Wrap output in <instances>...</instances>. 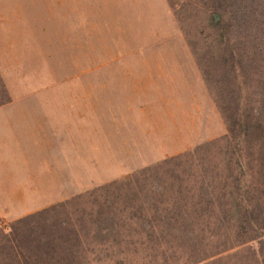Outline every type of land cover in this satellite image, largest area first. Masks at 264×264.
<instances>
[{"label":"rangeland","instance_id":"rangeland-1","mask_svg":"<svg viewBox=\"0 0 264 264\" xmlns=\"http://www.w3.org/2000/svg\"><path fill=\"white\" fill-rule=\"evenodd\" d=\"M55 6L54 0H0V13L10 16L0 18V106L12 98L22 102L24 93L53 90L68 102L76 100L80 111L93 113L95 146L105 150L103 165L95 168L108 169L111 179L47 207L53 209L47 224L80 231L77 250L88 264H188L190 244L210 250L219 243L230 247L246 241L251 234L246 225L244 231L238 228L235 211L228 213L231 220H223L218 209L222 196L233 190L229 150L237 142L229 129L237 96L234 75L223 64L227 47L209 28V0L81 2L77 14L59 12L57 33L68 43L57 55ZM83 16L93 42L87 54L74 44ZM86 43L80 42L82 47ZM19 46L36 51L35 57L13 60L8 51ZM245 53L244 76L237 71L238 83L248 84L241 88L242 110L254 107L264 94V51L253 67ZM70 60L90 66H73ZM118 118L124 121L122 133L135 137L126 142V171L116 169L113 125ZM103 119L110 121L108 142L101 138ZM179 186L182 196L175 194ZM98 210L104 212L102 228L92 223ZM182 210L208 213L199 221L203 235L182 241V248L152 250L169 237L159 227L172 224L171 216ZM258 233L255 240L198 264H264V232Z\"/></svg>","mask_w":264,"mask_h":264},{"label":"trees","instance_id":"trees-1","mask_svg":"<svg viewBox=\"0 0 264 264\" xmlns=\"http://www.w3.org/2000/svg\"><path fill=\"white\" fill-rule=\"evenodd\" d=\"M209 2L208 10L211 11L209 28L218 32V43L227 47L223 64L234 75L237 96L235 117L230 122L232 129H229L230 137L237 142L229 150V164L232 165L234 176L231 179L232 176L228 175L227 179H231L233 190L222 196L218 209L223 220L229 218L230 210L235 211L238 228L244 231L246 225L251 234L244 242H250L257 238L258 232H264V94L254 102V107L242 110L241 88L248 87V84L246 80L238 83L237 71L244 76L245 50L249 52L251 67L253 61L257 60L256 55L264 51V0H209ZM246 42L249 43L248 46L245 45ZM215 103L224 115L222 107L218 102ZM174 159L179 158L169 159L167 163ZM131 180L132 177L120 181V184L129 183ZM115 185L118 184H111V187ZM108 187L110 185L103 189ZM175 194L182 196L181 186L176 187ZM52 210L47 208L13 222L8 226V233L0 230V237L8 241V244L4 245L8 248L1 249L7 252L8 256L0 259V264H88L82 252L77 250L81 243L80 231L72 227L66 232L60 224L56 228L47 224L48 213ZM179 213L182 214L176 213L171 216L172 224L159 227L160 234L169 237L155 244L152 250L182 248L185 246L182 241L197 240V234L203 235L199 221L202 217H208L207 212L182 210ZM209 216H212L211 213ZM96 217L92 223H96V228H102L104 212L98 210ZM107 234H110V231H107ZM165 235H162V238ZM244 242L237 241L230 247L227 246L228 243H219L210 247V250L202 249L201 243L190 244L195 247L187 246L186 262L201 263L232 247L243 245ZM207 251L210 253L205 255Z\"/></svg>","mask_w":264,"mask_h":264},{"label":"crops","instance_id":"crops-1","mask_svg":"<svg viewBox=\"0 0 264 264\" xmlns=\"http://www.w3.org/2000/svg\"><path fill=\"white\" fill-rule=\"evenodd\" d=\"M81 2L89 0H54L56 55L68 43L61 38V32L57 33L59 23L62 24L59 12L70 10V13L77 14V5ZM84 17L78 19L74 44L87 54L93 42L88 36L87 27L84 29L82 24L87 21ZM0 18L10 19V16L0 13ZM63 31L69 32L66 29ZM73 31L74 27L70 29V32ZM83 40L87 43L82 47L80 42ZM89 40L91 43H88ZM16 51L23 52L22 56ZM8 54L18 61L35 57L33 54L36 51L24 50L19 46L9 50ZM70 61L74 62L73 66H90L78 64L80 60ZM23 96L22 102L15 103L12 98V102L0 106V230L4 233H8V226L13 222L111 179L108 169L100 171L95 168V164L103 165L101 158L105 150L102 145L95 146L93 113L86 111L88 109L86 112L80 111L76 100L69 98L68 102L61 91L30 92ZM108 119L107 122L103 119L101 136L107 142L111 129ZM117 121L118 125H113V129H117L118 141L116 169L126 171V142L135 141V137L127 138L122 133L124 121L120 118ZM6 240L0 237V259L8 256L7 252L1 250L8 248L4 246L8 244Z\"/></svg>","mask_w":264,"mask_h":264}]
</instances>
